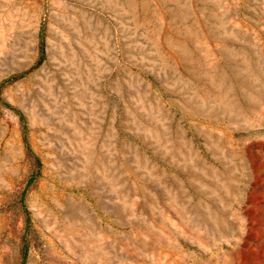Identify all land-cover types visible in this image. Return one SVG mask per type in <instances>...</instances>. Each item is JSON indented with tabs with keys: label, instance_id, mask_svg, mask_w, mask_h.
<instances>
[{
	"label": "rangeland",
	"instance_id": "374dc122",
	"mask_svg": "<svg viewBox=\"0 0 264 264\" xmlns=\"http://www.w3.org/2000/svg\"><path fill=\"white\" fill-rule=\"evenodd\" d=\"M0 86V264H264V0H0Z\"/></svg>",
	"mask_w": 264,
	"mask_h": 264
},
{
	"label": "trees",
	"instance_id": "16d2710c",
	"mask_svg": "<svg viewBox=\"0 0 264 264\" xmlns=\"http://www.w3.org/2000/svg\"><path fill=\"white\" fill-rule=\"evenodd\" d=\"M39 40H40V43H39L40 44L39 45L40 58H39V61H38L37 65H36L37 68L40 67L46 61L45 25H42V29H41L40 35H39ZM18 79H19L18 77H14V78L9 79L8 81L9 82H14V81H17ZM1 86H0V88H1ZM6 106L9 109H11L12 111H14L20 117V121L22 123L23 131L25 133L27 131L28 126H27V120L24 117V115H22L20 112L14 110L13 108H11L8 105H6ZM35 165L38 167V171L33 174L32 178L30 179V181L28 183L27 189L21 194V196L19 197V201H18V204H20L23 212L27 216L28 225H29V222L31 221V218H30V213H29V211L27 209V205H26V202H25L26 201V193H27L29 187L34 183V181L37 179V177L40 174V170H39L40 169V162H39V160H37V159L35 160ZM27 228H29V227H27ZM27 235H28V231H26L25 235L23 236V240H22V243H23V254H24V263L23 264L26 263L28 252H29Z\"/></svg>",
	"mask_w": 264,
	"mask_h": 264
}]
</instances>
